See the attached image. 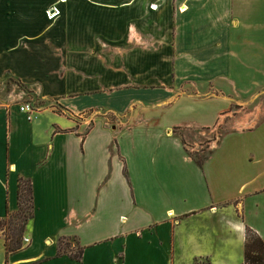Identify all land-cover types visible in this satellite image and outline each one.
Masks as SVG:
<instances>
[{"label":"crops","instance_id":"obj_1","mask_svg":"<svg viewBox=\"0 0 264 264\" xmlns=\"http://www.w3.org/2000/svg\"><path fill=\"white\" fill-rule=\"evenodd\" d=\"M222 83L264 86V0H0V219L22 177L35 206L8 264H244L247 229L264 243V116H235ZM28 99L63 112L28 121ZM223 126L199 167L186 132ZM72 239L81 261L58 256Z\"/></svg>","mask_w":264,"mask_h":264},{"label":"rangeland","instance_id":"obj_2","mask_svg":"<svg viewBox=\"0 0 264 264\" xmlns=\"http://www.w3.org/2000/svg\"><path fill=\"white\" fill-rule=\"evenodd\" d=\"M6 79H15L14 77L8 76ZM13 82H15L13 80ZM222 90H225L229 94H232L233 97L236 98V109L233 110L235 113V116H243L248 115L250 113H260V117L264 116V86H254L253 90L251 92L243 93L240 91V93H236L234 90H232V87L229 88L223 83L221 84ZM208 91H211L209 87L202 86V85H186L183 92L189 93V94H204ZM30 93V91H28ZM27 102H31L34 104V106L37 108V111L42 110V108L49 106L50 104L52 108H56V111L59 113L63 112V109L60 106H57L55 103L56 101H52L48 104L44 102H39L35 100L28 99ZM83 120H88V128L87 131H90V129L93 128L95 124V119L91 118L89 119V113L82 114ZM107 117L109 115L107 114ZM110 118V117H109ZM231 118H228V120ZM112 122V121H110ZM109 122V123H110ZM111 127V126H110ZM227 126H223V128L220 127V129L215 130L214 132L208 131V130H192L189 132H186L187 137L184 138V146L185 149L190 153V155L195 159H206L209 158L210 154H212L213 150L216 148V145L219 143L220 139L222 138L223 134L228 130ZM184 135V134H182ZM4 233H0V235H3ZM62 248L65 251H77L78 246L74 239L72 240H63Z\"/></svg>","mask_w":264,"mask_h":264},{"label":"trees","instance_id":"obj_3","mask_svg":"<svg viewBox=\"0 0 264 264\" xmlns=\"http://www.w3.org/2000/svg\"><path fill=\"white\" fill-rule=\"evenodd\" d=\"M20 85V83H18ZM22 88L24 86L20 85ZM199 167H203L206 159L193 158ZM127 173V170H125ZM19 210L16 213L7 214L6 218L0 219V233H4L6 248V264L9 257L24 250V237L26 227L34 218V191L31 179L20 178L18 189ZM2 237V235H0ZM63 240L60 241V250L58 256L68 255L70 258L81 261L84 253L83 248L77 251H65L62 248ZM244 264H264V243L256 237L248 228L246 237L245 263Z\"/></svg>","mask_w":264,"mask_h":264},{"label":"built area","instance_id":"obj_4","mask_svg":"<svg viewBox=\"0 0 264 264\" xmlns=\"http://www.w3.org/2000/svg\"><path fill=\"white\" fill-rule=\"evenodd\" d=\"M58 14V11H55L54 13L49 14V18L52 19ZM19 112L25 115L28 119V121H33L37 114V108L34 106L31 102H24L19 106ZM24 244L29 245L30 239L25 238Z\"/></svg>","mask_w":264,"mask_h":264}]
</instances>
